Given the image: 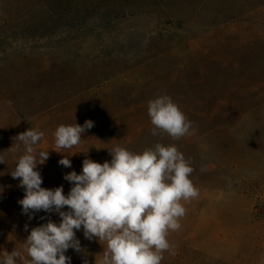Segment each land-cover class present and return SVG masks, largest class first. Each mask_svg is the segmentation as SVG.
I'll use <instances>...</instances> for the list:
<instances>
[{
    "label": "rangeland",
    "instance_id": "1",
    "mask_svg": "<svg viewBox=\"0 0 264 264\" xmlns=\"http://www.w3.org/2000/svg\"><path fill=\"white\" fill-rule=\"evenodd\" d=\"M164 94L191 134L152 135L148 102ZM86 120L94 126L78 145L56 149L59 125ZM28 128L49 151L41 187L65 195L64 174H80L86 156L178 146L199 195L181 201V228L168 235L175 254L161 264H264V0H0V260L30 234L17 229L24 189L10 175ZM48 219L60 222L53 213L29 230ZM76 237L83 251L67 250L71 264H102L104 242L83 229Z\"/></svg>",
    "mask_w": 264,
    "mask_h": 264
},
{
    "label": "clouds",
    "instance_id": "2",
    "mask_svg": "<svg viewBox=\"0 0 264 264\" xmlns=\"http://www.w3.org/2000/svg\"><path fill=\"white\" fill-rule=\"evenodd\" d=\"M147 111L153 136L159 130L178 140L192 132V122L166 94L150 100ZM93 126L91 120L59 125L54 132L56 149L78 145ZM43 137L42 131L31 128L15 137L23 145V154L10 175L24 189L18 203L29 220L44 211L58 214L60 222L48 219L30 230L25 224L30 234L23 251L5 250L0 264H17L18 259L23 264H71L65 253L70 248L83 251L76 237L81 229L86 239L104 242L102 264H161L165 252L175 254L169 232L181 228L180 219L186 214L181 201L196 198L199 190L190 178V162L174 144L157 142L139 152L116 145L108 150L111 160L103 163L86 156L80 174L74 170L64 174L72 185L65 195L62 185L41 187L37 167L47 161L49 151H37L35 146ZM18 149L19 145L14 150ZM58 163L71 168L67 156ZM23 252L29 259H24Z\"/></svg>",
    "mask_w": 264,
    "mask_h": 264
},
{
    "label": "trees",
    "instance_id": "3",
    "mask_svg": "<svg viewBox=\"0 0 264 264\" xmlns=\"http://www.w3.org/2000/svg\"><path fill=\"white\" fill-rule=\"evenodd\" d=\"M176 147L178 148V146H176ZM12 211H13V215H14L16 221L19 222V225H18L19 227L17 228L18 230L19 229L24 230L25 224H27L29 226L30 222L33 220L34 221H41L42 220L41 217L45 218L46 216H51L53 214V213L49 214V213H46L44 211H40L38 213H35L33 218L31 220H29L28 216L22 213V207H16V208L12 209ZM3 213L4 212L2 210H0V232L5 227V220L2 218Z\"/></svg>",
    "mask_w": 264,
    "mask_h": 264
}]
</instances>
